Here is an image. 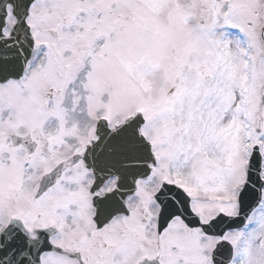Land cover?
<instances>
[{
    "label": "snow or ice",
    "instance_id": "obj_1",
    "mask_svg": "<svg viewBox=\"0 0 264 264\" xmlns=\"http://www.w3.org/2000/svg\"><path fill=\"white\" fill-rule=\"evenodd\" d=\"M0 264H264V0H0Z\"/></svg>",
    "mask_w": 264,
    "mask_h": 264
}]
</instances>
